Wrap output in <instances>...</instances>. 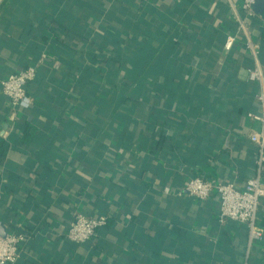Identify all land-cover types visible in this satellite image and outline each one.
<instances>
[{
  "label": "crops",
  "instance_id": "0c3cea01",
  "mask_svg": "<svg viewBox=\"0 0 264 264\" xmlns=\"http://www.w3.org/2000/svg\"><path fill=\"white\" fill-rule=\"evenodd\" d=\"M260 15L243 0L4 1L0 222L29 234L15 264H264V237L249 248L247 226L221 220L216 189L205 206L185 190L196 175L243 188L259 173L251 136L264 126L247 112H261L248 78L255 52L264 68ZM32 64V105L11 118L1 81ZM129 72L145 87L123 112L107 82ZM170 82L184 101L157 103L154 87L167 95ZM79 211L107 217L84 243L66 236ZM258 214L264 230V199Z\"/></svg>",
  "mask_w": 264,
  "mask_h": 264
},
{
  "label": "built area",
  "instance_id": "2783aa9c",
  "mask_svg": "<svg viewBox=\"0 0 264 264\" xmlns=\"http://www.w3.org/2000/svg\"><path fill=\"white\" fill-rule=\"evenodd\" d=\"M258 0H243V9L250 16L258 15L254 6ZM261 26L264 29V15H260ZM235 36H228L224 42V50H233ZM255 52V63L248 68V78L259 86L256 99L261 107L260 113L249 112L248 116L264 126V68ZM37 76V65H28L19 72L11 73L1 81L3 93L9 98L12 107L11 118L17 116L19 110L32 105V98L28 94L27 84ZM251 139L259 144L258 168L259 173L247 179L245 186L239 188L235 182H214L196 175L186 184L185 190L195 199L208 201L216 189L219 199V210L223 222L232 220L244 224L249 231V248L254 242L264 237V230L258 223V213L262 199H264V136L252 135ZM170 192V188L165 189ZM105 215L88 216L83 212H75L74 220L67 231V238L75 243H84L96 236L98 230L106 225ZM29 238L28 233L7 231L6 236L0 235V264H15L20 257L21 248Z\"/></svg>",
  "mask_w": 264,
  "mask_h": 264
},
{
  "label": "trees",
  "instance_id": "16d2710c",
  "mask_svg": "<svg viewBox=\"0 0 264 264\" xmlns=\"http://www.w3.org/2000/svg\"><path fill=\"white\" fill-rule=\"evenodd\" d=\"M192 37H193V35L188 33V35H186L185 37L177 38V42H176L175 47H174V49L176 50L175 54H177V52L179 53V50L184 47L183 45H190L191 44L190 40L192 39ZM191 49H192V47H191ZM123 65H124V63H123ZM34 80H32V81H34ZM107 84L111 85L113 87H116V93H117L115 95V97L117 98L116 102L120 103V106L122 107L123 112H128L126 110L127 109L130 110L133 107L134 96H136V94H138V91L140 88L145 87V84L143 83V73H141V72H139V74H136L135 76L132 75L131 72H129L127 74L126 78H116L112 82L108 81ZM229 85L235 90H240V85L238 84V81L233 77V75H231ZM182 86L183 85H181V87ZM167 91H168V93L166 95L164 86L163 85H159V86L156 85L154 87V92H155V97H156L155 101L159 104L162 103V105H164L163 102H165L164 101L165 98L167 96H170V95L173 97L172 98L173 102H176L177 98H179L180 100H183V96L181 95V97H180V95H179V93L181 94V91H182V88L180 89L179 84L174 83V82H170L168 84ZM143 94H144L143 98H146V97H148L149 92L147 93L146 90H144ZM27 109H29V108H27ZM249 112H253V111H248L247 113H249ZM254 113H258V112H254ZM33 135H34V129L31 125H28L26 132H25V139L28 141L31 139V137ZM101 135H104L106 137H110L111 132L104 130V132H102ZM202 203H203V206H205L207 201H204Z\"/></svg>",
  "mask_w": 264,
  "mask_h": 264
},
{
  "label": "water",
  "instance_id": "95a60500",
  "mask_svg": "<svg viewBox=\"0 0 264 264\" xmlns=\"http://www.w3.org/2000/svg\"><path fill=\"white\" fill-rule=\"evenodd\" d=\"M4 1L5 0H0V6L4 3ZM254 8H255V10L258 13L263 12V10H264V0H258L257 3L255 4ZM6 234H7L6 226L2 222H0V235L6 236Z\"/></svg>",
  "mask_w": 264,
  "mask_h": 264
}]
</instances>
